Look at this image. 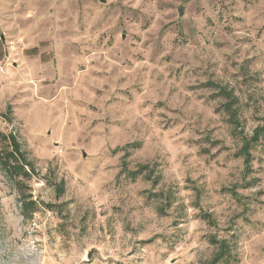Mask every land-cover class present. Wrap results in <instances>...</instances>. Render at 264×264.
<instances>
[{
    "label": "rangeland",
    "instance_id": "obj_1",
    "mask_svg": "<svg viewBox=\"0 0 264 264\" xmlns=\"http://www.w3.org/2000/svg\"><path fill=\"white\" fill-rule=\"evenodd\" d=\"M1 67L0 264H264V0H0Z\"/></svg>",
    "mask_w": 264,
    "mask_h": 264
},
{
    "label": "trees",
    "instance_id": "obj_2",
    "mask_svg": "<svg viewBox=\"0 0 264 264\" xmlns=\"http://www.w3.org/2000/svg\"><path fill=\"white\" fill-rule=\"evenodd\" d=\"M220 93H222L227 100L225 102V110L229 112V115L234 120L237 121L235 118L237 110L232 105L234 104V98L231 94L226 91L224 88H220ZM264 134V125L258 126L255 128L253 135L250 138L243 137V146L242 152L245 155L246 162L249 163L251 154L250 149L252 148L253 144H256L259 138ZM0 139L5 142L7 145L6 149L0 150V165L3 171L14 181L19 183V179H30L32 174H34V167L33 164L28 158L25 156V153L20 149V144L13 132H9L7 134L0 132ZM133 143H129L126 145L127 147H132ZM143 169H147L145 166H141L140 169L134 171H126V175L131 179H135L138 175H140ZM57 193L60 194L63 192V185L62 183L57 184L56 186ZM19 191L21 194V214L23 216H27L29 212H34L38 205L37 203L32 200L30 195H25L24 191L19 187ZM46 207H51L50 204H44ZM225 244L224 241L221 242V250L217 252L211 261V264H217L220 261L226 258L225 254Z\"/></svg>",
    "mask_w": 264,
    "mask_h": 264
},
{
    "label": "water",
    "instance_id": "obj_3",
    "mask_svg": "<svg viewBox=\"0 0 264 264\" xmlns=\"http://www.w3.org/2000/svg\"><path fill=\"white\" fill-rule=\"evenodd\" d=\"M101 1H105V0H101ZM178 12H179V15H181L182 13H183V10L180 8V9H178ZM84 154V153H83Z\"/></svg>",
    "mask_w": 264,
    "mask_h": 264
},
{
    "label": "built area",
    "instance_id": "obj_4",
    "mask_svg": "<svg viewBox=\"0 0 264 264\" xmlns=\"http://www.w3.org/2000/svg\"><path fill=\"white\" fill-rule=\"evenodd\" d=\"M0 71L3 72V71H4V68L1 67V68H0Z\"/></svg>",
    "mask_w": 264,
    "mask_h": 264
}]
</instances>
